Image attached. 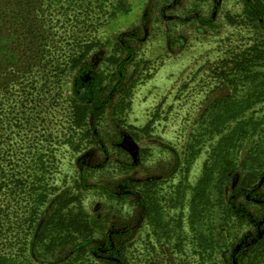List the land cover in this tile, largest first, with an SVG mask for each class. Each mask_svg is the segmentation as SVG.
<instances>
[{
  "label": "rangeland",
  "instance_id": "obj_1",
  "mask_svg": "<svg viewBox=\"0 0 264 264\" xmlns=\"http://www.w3.org/2000/svg\"><path fill=\"white\" fill-rule=\"evenodd\" d=\"M253 1L126 0L87 54L104 112L74 125L73 71L48 83L36 114L14 87L16 108L0 106V165L40 177L49 199L64 194L102 227L96 242L124 231L127 264H264V16L251 17Z\"/></svg>",
  "mask_w": 264,
  "mask_h": 264
},
{
  "label": "trees",
  "instance_id": "obj_2",
  "mask_svg": "<svg viewBox=\"0 0 264 264\" xmlns=\"http://www.w3.org/2000/svg\"><path fill=\"white\" fill-rule=\"evenodd\" d=\"M125 6L126 0H0V106H14L11 91L18 87L23 94L16 104L23 106L26 98L36 114L43 96L50 92L49 85L73 71L72 92L81 103L72 105L74 125L82 124L90 109L103 113L105 87L101 75L90 69L87 54L97 29ZM250 10L251 17L260 20L264 0L251 2ZM61 50L64 57L55 62ZM259 58H264L262 51ZM233 68L236 74H243L244 64L236 61ZM86 76L90 78L87 83ZM226 106H219L225 115H240ZM12 162L9 160L11 167L0 165V264H127L124 243L117 242L124 231L110 232L102 243L96 242L94 236L97 230L102 232L101 226L75 211V206L69 208L64 194L49 199V192L37 185L40 177L35 182L38 177L34 175L29 181L16 169L22 166L12 167ZM151 199L148 205L144 202V208L156 230L160 207L156 198ZM47 202L49 206L44 208ZM62 251L65 253L59 258ZM101 253L102 258L98 257Z\"/></svg>",
  "mask_w": 264,
  "mask_h": 264
}]
</instances>
